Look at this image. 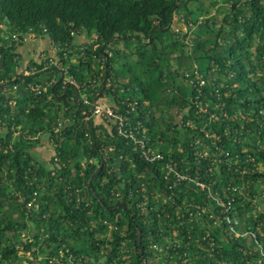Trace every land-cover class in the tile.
I'll use <instances>...</instances> for the list:
<instances>
[{
    "label": "trees",
    "instance_id": "trees-1",
    "mask_svg": "<svg viewBox=\"0 0 264 264\" xmlns=\"http://www.w3.org/2000/svg\"><path fill=\"white\" fill-rule=\"evenodd\" d=\"M200 1L0 0V264H264V0Z\"/></svg>",
    "mask_w": 264,
    "mask_h": 264
},
{
    "label": "rangeland",
    "instance_id": "rangeland-1",
    "mask_svg": "<svg viewBox=\"0 0 264 264\" xmlns=\"http://www.w3.org/2000/svg\"><path fill=\"white\" fill-rule=\"evenodd\" d=\"M202 3V4H201ZM200 4L202 5V7H203V12H206L207 11V13H204L205 15L206 14H208V13H213V10L214 9H211V7L209 6V2H208V0H201L200 2H192L190 5H189V7H190V9H192L193 11H196L197 10V8H198V6H200ZM177 26V28H180L181 30H185V27L184 26H181V25H179V24H177L176 25ZM29 39H34L32 36H30L29 37ZM31 48H32V45H30L29 43H28V45H26L25 46V50L30 54L31 53ZM54 52V51H53ZM36 151L38 152V153H40V158H43V159H45V160H48L49 159V156L52 154V151H51V149L50 148H48V146H43V147H41V148H38V149H36ZM21 247V246H20ZM19 247V248H20ZM21 249V248H20ZM19 255H20V257L22 258V260H23V262H24V264H27L26 263V261H27V259H31V257L28 255V253L27 252H25V254L23 253V251L21 250L20 252H19ZM151 264H159V262H158V259L156 258L155 260H153L152 261V263Z\"/></svg>",
    "mask_w": 264,
    "mask_h": 264
},
{
    "label": "crops",
    "instance_id": "crops-1",
    "mask_svg": "<svg viewBox=\"0 0 264 264\" xmlns=\"http://www.w3.org/2000/svg\"><path fill=\"white\" fill-rule=\"evenodd\" d=\"M28 43L32 45L30 54L25 50V46L28 45ZM45 48H49V43L47 39L34 38L32 40L31 39L27 40V42L24 45L18 48V51L22 57V63L23 62L25 63L32 58L38 57Z\"/></svg>",
    "mask_w": 264,
    "mask_h": 264
},
{
    "label": "built area",
    "instance_id": "built-area-1",
    "mask_svg": "<svg viewBox=\"0 0 264 264\" xmlns=\"http://www.w3.org/2000/svg\"><path fill=\"white\" fill-rule=\"evenodd\" d=\"M13 38H15V37H13ZM70 83H72V81H70ZM105 112L109 117H113V111L110 109V108H108V107H105L104 105H96L95 107H94V114H97V115H99L101 112Z\"/></svg>",
    "mask_w": 264,
    "mask_h": 264
}]
</instances>
